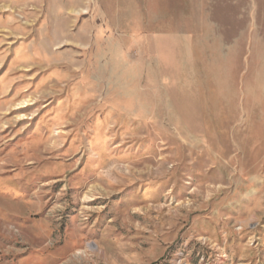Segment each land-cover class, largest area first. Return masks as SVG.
<instances>
[{
    "label": "rangeland",
    "instance_id": "rangeland-1",
    "mask_svg": "<svg viewBox=\"0 0 264 264\" xmlns=\"http://www.w3.org/2000/svg\"><path fill=\"white\" fill-rule=\"evenodd\" d=\"M0 264H264V0H0Z\"/></svg>",
    "mask_w": 264,
    "mask_h": 264
},
{
    "label": "crops",
    "instance_id": "crops-1",
    "mask_svg": "<svg viewBox=\"0 0 264 264\" xmlns=\"http://www.w3.org/2000/svg\"><path fill=\"white\" fill-rule=\"evenodd\" d=\"M193 39H194V35L192 33H189L186 37V40H188V45H189V48L192 47V42H193Z\"/></svg>",
    "mask_w": 264,
    "mask_h": 264
},
{
    "label": "bare ground",
    "instance_id": "bare-ground-1",
    "mask_svg": "<svg viewBox=\"0 0 264 264\" xmlns=\"http://www.w3.org/2000/svg\"><path fill=\"white\" fill-rule=\"evenodd\" d=\"M90 246H93L92 244Z\"/></svg>",
    "mask_w": 264,
    "mask_h": 264
}]
</instances>
